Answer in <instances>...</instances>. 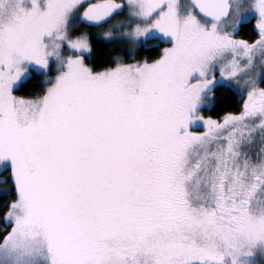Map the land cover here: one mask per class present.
Listing matches in <instances>:
<instances>
[{"label":"snow or ice","instance_id":"6c2138e0","mask_svg":"<svg viewBox=\"0 0 264 264\" xmlns=\"http://www.w3.org/2000/svg\"><path fill=\"white\" fill-rule=\"evenodd\" d=\"M94 35L133 54L97 67ZM218 79L237 110L205 116ZM4 160L0 264H251L264 0H0Z\"/></svg>","mask_w":264,"mask_h":264},{"label":"trees","instance_id":"16d2710c","mask_svg":"<svg viewBox=\"0 0 264 264\" xmlns=\"http://www.w3.org/2000/svg\"><path fill=\"white\" fill-rule=\"evenodd\" d=\"M94 43V51H93V62L96 63L97 67L102 66L106 62H110L111 58L119 51V47L115 42L112 41H104L99 39L96 35L93 36ZM123 52V56L128 58L132 55L128 51L121 49ZM155 51V50H153ZM138 55L148 54L145 50L138 49L136 51ZM153 54H155L153 52ZM38 72H34L36 74ZM30 87L36 89L43 88V78L40 76L36 77V81L30 85ZM239 101V92H237L234 88L226 84H218L211 91L210 96L208 97L207 105H204L199 108L198 112H202L205 116L213 115L219 116L222 115L223 112L232 110H237V104ZM9 168L3 170L7 172ZM7 227L5 220L0 217V233H2ZM251 264H259V262L251 261Z\"/></svg>","mask_w":264,"mask_h":264},{"label":"rangeland","instance_id":"374dc122","mask_svg":"<svg viewBox=\"0 0 264 264\" xmlns=\"http://www.w3.org/2000/svg\"><path fill=\"white\" fill-rule=\"evenodd\" d=\"M111 23V22H110ZM107 27V26H105ZM99 39H102L104 41H112V42H115L117 44V46L119 47V53L123 55V52L121 51L122 47L121 46V42L120 41H114V40H109V39H106L100 35H96ZM126 47V46H125ZM136 51V50H135ZM116 52V53H118ZM129 53H132L133 54V50H128ZM30 71H32L33 73L34 72H39V69L34 66V65H30ZM198 73H194L193 74V78H198ZM218 84H226V85H229L231 86L232 88H234L237 92H239V89L237 88V86L230 82V81H225L224 79H218L217 81H215L213 83V85L211 86L210 89H206L202 92V97L203 99L201 100V102L197 105V109L196 111L198 112L199 111V108L204 106V105H207L208 103V97L210 96L211 94V91L214 87H216ZM205 126V123H204V120L197 117L195 120H192L189 122V128L193 129V130H196V129H202L203 127ZM10 167V162L8 160H4L3 162H0V170H5L7 168ZM250 261H254V262H259V264H264V246H261L260 248H258L255 252V254L250 257Z\"/></svg>","mask_w":264,"mask_h":264},{"label":"flooded vegetation","instance_id":"af4514ba","mask_svg":"<svg viewBox=\"0 0 264 264\" xmlns=\"http://www.w3.org/2000/svg\"><path fill=\"white\" fill-rule=\"evenodd\" d=\"M136 51H138V50H136Z\"/></svg>","mask_w":264,"mask_h":264}]
</instances>
